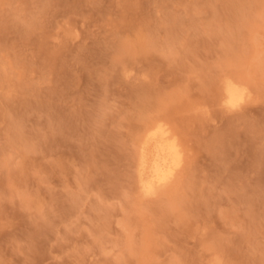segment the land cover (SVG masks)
<instances>
[{
  "label": "rangeland",
  "instance_id": "obj_1",
  "mask_svg": "<svg viewBox=\"0 0 264 264\" xmlns=\"http://www.w3.org/2000/svg\"><path fill=\"white\" fill-rule=\"evenodd\" d=\"M0 264H264V0H0Z\"/></svg>",
  "mask_w": 264,
  "mask_h": 264
},
{
  "label": "bare ground",
  "instance_id": "obj_2",
  "mask_svg": "<svg viewBox=\"0 0 264 264\" xmlns=\"http://www.w3.org/2000/svg\"><path fill=\"white\" fill-rule=\"evenodd\" d=\"M246 95L244 86L238 82L224 81L222 99L226 107L241 105ZM138 159L140 186L150 193L172 179L182 165L184 147L164 123L154 122L146 127Z\"/></svg>",
  "mask_w": 264,
  "mask_h": 264
}]
</instances>
